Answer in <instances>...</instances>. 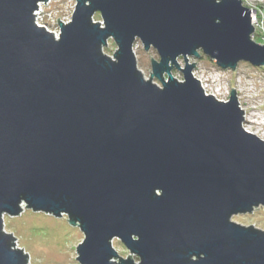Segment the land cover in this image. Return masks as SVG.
Returning a JSON list of instances; mask_svg holds the SVG:
<instances>
[{"label":"water","instance_id":"95a60500","mask_svg":"<svg viewBox=\"0 0 264 264\" xmlns=\"http://www.w3.org/2000/svg\"><path fill=\"white\" fill-rule=\"evenodd\" d=\"M47 1L0 0V264L29 263L3 228L23 205L80 227L79 264H264V230L231 219L264 208V140L236 89L206 93L189 59L264 66L250 8L75 0L57 38L35 21ZM136 41L157 51L150 78Z\"/></svg>","mask_w":264,"mask_h":264},{"label":"rangeland","instance_id":"374dc122","mask_svg":"<svg viewBox=\"0 0 264 264\" xmlns=\"http://www.w3.org/2000/svg\"><path fill=\"white\" fill-rule=\"evenodd\" d=\"M75 0H51L42 3L40 19L48 22L51 16L62 21L73 14ZM93 19L101 20L99 13ZM116 44L111 38L103 47L105 54L113 56ZM133 50L138 68L143 71L146 78H150L151 57L158 59L157 51L143 49L141 42L136 41ZM190 62H196L193 74L202 84L206 93L213 94L217 99L228 100L231 87L236 89L237 100L240 108L245 111L243 126L249 132H258L264 140V66L255 67L247 62L239 61L235 70L223 69L207 55L200 53L199 57H189ZM181 67L184 59L178 57ZM173 75L182 80V72L172 69ZM166 77V74H164ZM153 81L161 83L153 77ZM4 230L13 233L16 237L17 247H21L28 254V264H79L76 259V246L83 240V232L77 225L70 224L65 214L56 217L43 211L35 212L23 205L20 214L12 217L5 213ZM232 220L242 225H253L264 230V208L257 207L251 213L235 214ZM112 246L120 257L127 258L130 251L118 238L113 239ZM135 261L138 258L130 255ZM119 258H117L118 260Z\"/></svg>","mask_w":264,"mask_h":264},{"label":"built area","instance_id":"2783aa9c","mask_svg":"<svg viewBox=\"0 0 264 264\" xmlns=\"http://www.w3.org/2000/svg\"><path fill=\"white\" fill-rule=\"evenodd\" d=\"M51 0H48L46 3H49ZM242 5L245 8H250V16L252 17L251 23L253 24V32L251 33L252 39L257 42L264 44V0H240ZM44 2H40L37 11L35 12V21L39 26H44L46 30L50 32H54L55 36L58 38L59 31V23L58 21L51 16L50 21L44 22L40 19L41 14V5ZM71 18V17H70ZM70 18H65L61 22H68Z\"/></svg>","mask_w":264,"mask_h":264},{"label":"bare ground","instance_id":"6f19581e","mask_svg":"<svg viewBox=\"0 0 264 264\" xmlns=\"http://www.w3.org/2000/svg\"><path fill=\"white\" fill-rule=\"evenodd\" d=\"M94 20H96V19H94ZM257 134H258V132H256ZM262 137H264V135H261Z\"/></svg>","mask_w":264,"mask_h":264}]
</instances>
